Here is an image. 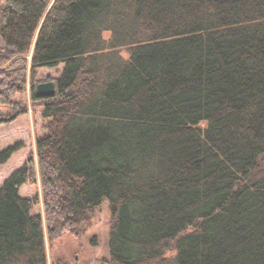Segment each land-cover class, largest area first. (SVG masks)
Masks as SVG:
<instances>
[{
  "label": "trees",
  "instance_id": "trees-1",
  "mask_svg": "<svg viewBox=\"0 0 264 264\" xmlns=\"http://www.w3.org/2000/svg\"><path fill=\"white\" fill-rule=\"evenodd\" d=\"M60 65L31 89L37 160L0 187V264H48L44 221L84 236L104 199L106 264H264V0H4L0 127Z\"/></svg>",
  "mask_w": 264,
  "mask_h": 264
},
{
  "label": "rangeland",
  "instance_id": "rangeland-1",
  "mask_svg": "<svg viewBox=\"0 0 264 264\" xmlns=\"http://www.w3.org/2000/svg\"><path fill=\"white\" fill-rule=\"evenodd\" d=\"M4 0H0V7ZM109 34H105V39ZM128 58L126 52L122 53ZM7 68L8 65L2 68ZM62 66L52 69H39L36 78L28 75L27 89L25 93L15 97L14 102L24 104L28 107V113L10 125L0 127V150L8 146L21 142L25 148L13 155L4 165L0 166V187L8 176L18 167L23 165L32 153L37 160V140L44 134L42 118V105L31 100V89L44 82H54L53 80L61 74ZM10 108H0V115H7ZM38 167V166H37ZM39 195L40 204L35 208L34 214L41 213L44 217L43 193L40 181L36 186L27 185L20 191L23 197L33 198ZM45 224V242L48 257V264L63 262L62 264H106L110 260L109 240L112 217L109 199H104L98 206L91 219L89 230L84 236L76 237L72 234H65L55 241L49 242V237ZM171 255L168 253L167 256Z\"/></svg>",
  "mask_w": 264,
  "mask_h": 264
},
{
  "label": "water",
  "instance_id": "water-1",
  "mask_svg": "<svg viewBox=\"0 0 264 264\" xmlns=\"http://www.w3.org/2000/svg\"><path fill=\"white\" fill-rule=\"evenodd\" d=\"M56 93L55 82H44L37 86L36 95L40 98L52 97Z\"/></svg>",
  "mask_w": 264,
  "mask_h": 264
}]
</instances>
